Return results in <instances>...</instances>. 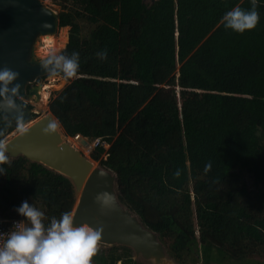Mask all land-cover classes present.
Returning a JSON list of instances; mask_svg holds the SVG:
<instances>
[{"label":"trees","instance_id":"1","mask_svg":"<svg viewBox=\"0 0 264 264\" xmlns=\"http://www.w3.org/2000/svg\"><path fill=\"white\" fill-rule=\"evenodd\" d=\"M56 2L64 33L45 36L44 47L56 40L60 52L69 27L61 54L78 52L80 64L49 103L66 135L109 146L95 153L118 174L122 202L170 240L179 264H264V0L244 34L221 18L251 0ZM15 130L0 115V139ZM0 167V219L30 227L16 211L23 201L44 213L45 228L73 211L61 175L26 158ZM105 253L141 264L125 247Z\"/></svg>","mask_w":264,"mask_h":264},{"label":"water","instance_id":"2","mask_svg":"<svg viewBox=\"0 0 264 264\" xmlns=\"http://www.w3.org/2000/svg\"><path fill=\"white\" fill-rule=\"evenodd\" d=\"M156 1L143 0V3L153 5ZM59 29V14L41 0H0V71L7 68L18 74L8 85L9 91L0 96V115L16 125L18 120H22L29 127L24 135L15 131L10 135L6 153L9 161L26 158L69 180L76 200L72 211L74 224L80 226L86 223L101 229V249L128 248L132 251L133 260L141 264H179L170 255L160 234L148 228L142 218L122 202L118 174L103 165H96L70 143L51 111L36 119L29 107L27 85L40 76L50 75L53 68V65L44 67L48 57L41 59L36 56L37 40L56 34ZM55 76L63 77V73L57 70ZM16 85L19 88L13 94L11 89ZM41 89L38 88V91ZM33 94L40 100L36 89L29 92V96ZM7 99L13 101V107H8ZM50 121H57L60 128L57 133L46 135L43 129ZM81 143L89 146L85 138L81 139ZM101 171L104 176L100 175ZM103 192L114 195L115 205L102 211L95 197Z\"/></svg>","mask_w":264,"mask_h":264},{"label":"clouds","instance_id":"3","mask_svg":"<svg viewBox=\"0 0 264 264\" xmlns=\"http://www.w3.org/2000/svg\"><path fill=\"white\" fill-rule=\"evenodd\" d=\"M223 26L233 32L244 34L246 31L254 30L260 15L257 11V0H251V8L243 9L234 6L226 11L221 18ZM100 59L107 58V52L96 53ZM47 61L44 67L53 65L52 75H57V70L63 73L66 80L79 78V53L73 51L71 57L57 54L55 49L47 53ZM17 73L5 68L0 71V96L5 95L9 89L8 85L17 78ZM19 85L11 89L15 94ZM8 107H13V101L7 99ZM60 125L57 121H50L43 129L46 135L57 133ZM16 133L24 135L28 133L29 127L22 120L17 121ZM3 133H0L2 136ZM8 139H0V165L9 163L6 154ZM211 169V164L205 165V172ZM5 170L0 167V173ZM104 176L103 171L100 172ZM179 176V172L176 173ZM95 201L101 210L111 209L115 205V197L109 192L97 194ZM16 211L27 218L30 227L19 225L17 230L10 233L3 247H0V264H92L93 257L100 251L102 241V230L88 224L75 226L74 213L65 211L59 219L53 218L50 226L45 228L42 223L44 213L23 201Z\"/></svg>","mask_w":264,"mask_h":264},{"label":"rangeland","instance_id":"4","mask_svg":"<svg viewBox=\"0 0 264 264\" xmlns=\"http://www.w3.org/2000/svg\"><path fill=\"white\" fill-rule=\"evenodd\" d=\"M45 6L49 7L50 9L54 10L56 13H60L63 9H62V6L59 5L56 0H41ZM63 28H60L58 30V32L52 36L56 37V38H60L61 36V33H64V31H62ZM67 32V43H68V39H69V30L70 28L67 27L66 28ZM62 31V32H61ZM43 42V46H39L40 45V42ZM67 43L64 45V47L62 48L65 49ZM56 40H54V49L56 50ZM45 37H41L37 40V43H36V49H35V54L38 58H41V59H44V58H47V51L45 49ZM58 54L60 53L59 52V49L57 48V51ZM73 79L71 80H66L64 79L63 77L61 76H52L48 79L46 83V86L43 88V92L45 94H47V100L45 98L44 100V96L42 94V98L41 100H35V99H32L31 101V104L33 105V112L35 113V116H36V119H39L41 117H43L44 115H46L47 113L50 112V109H49V103H50V100L56 96V94L60 91H62L68 84L70 81H72ZM47 87V89H46ZM41 91V90H40ZM16 132V131H15ZM13 134V133H12ZM11 134V135H12ZM67 136V135H66ZM68 137V136H67ZM10 136L7 137V139L9 140ZM69 140H74V138L72 137H68V141ZM70 142V141H69ZM90 143H92L91 141H88ZM72 143H74L72 141ZM75 145V144H74ZM76 148H79L81 150V152L91 161H93L96 165H101V160L102 159H105V153H101L100 156L97 155L95 153V150L93 147H85L82 145V143H79V145H76ZM109 149V146L106 145L105 147V150H108ZM95 153V154H94ZM246 181L249 182L251 184V179H249L248 177H246ZM24 226L26 227V219L24 218H21ZM164 243L166 244V246L168 247V244L170 243V240L166 239L164 240ZM104 251L107 252L109 250H103L100 248V251ZM100 254H97L95 257H93V260H92V264H133L131 263L132 261L131 260H125V259H112L108 256H106V253H105V256L101 258V255L99 256ZM189 264H193L191 262H189Z\"/></svg>","mask_w":264,"mask_h":264},{"label":"built area","instance_id":"5","mask_svg":"<svg viewBox=\"0 0 264 264\" xmlns=\"http://www.w3.org/2000/svg\"><path fill=\"white\" fill-rule=\"evenodd\" d=\"M83 137L80 135H77L74 137L75 140L77 141H81ZM106 143L103 142L101 139H95L94 141H92V143L89 142V146L88 147H93L94 150L97 149L98 147H106ZM19 225H23L22 220L17 219V218H13V219H9V220H3L0 219V247H3L6 239L8 238V236L10 235L11 232L17 230V227Z\"/></svg>","mask_w":264,"mask_h":264},{"label":"flooded vegetation","instance_id":"6","mask_svg":"<svg viewBox=\"0 0 264 264\" xmlns=\"http://www.w3.org/2000/svg\"><path fill=\"white\" fill-rule=\"evenodd\" d=\"M42 42V41H41ZM40 42V43H41ZM43 43V42H42ZM53 75L52 74H50V75H44V76H40V77H38L37 78V80L34 82V83H31V84H28L27 85V94H28V99H27V101H28V104H29V107L33 110V105L31 104V101H32V99H35V100H37V97H36V95H30L29 96V92L31 91V90H34V89H36L37 90V92L39 93V96H40V100H41V94H40V91H38V88H42L41 89V91H43V88L46 86V83L45 82H47L48 81V79L50 78V77H52ZM39 100V101H40Z\"/></svg>","mask_w":264,"mask_h":264},{"label":"bare ground","instance_id":"7","mask_svg":"<svg viewBox=\"0 0 264 264\" xmlns=\"http://www.w3.org/2000/svg\"><path fill=\"white\" fill-rule=\"evenodd\" d=\"M75 140V139H74ZM71 143V142H70Z\"/></svg>","mask_w":264,"mask_h":264}]
</instances>
